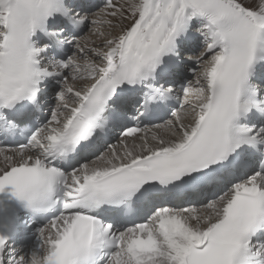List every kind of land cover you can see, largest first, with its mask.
<instances>
[{
    "label": "bare ground",
    "instance_id": "6f19581e",
    "mask_svg": "<svg viewBox=\"0 0 264 264\" xmlns=\"http://www.w3.org/2000/svg\"><path fill=\"white\" fill-rule=\"evenodd\" d=\"M6 1L0 0V26L3 20L2 10ZM190 1L192 0H177L176 6L172 7V0H157L152 4L149 0H114L111 5H114L115 2L118 3L114 11L110 12V8L109 12L100 9L97 13H94V10L89 14L88 30L94 35H81L75 39L76 51L68 60L67 68L63 69L64 72L67 69L65 73L68 77L67 81L61 84V93H59L57 100L55 99L54 117L39 128L32 146L23 150L0 148V175L8 168L18 164L22 158L37 156L44 152L60 136L66 121L78 108L85 93L99 77L113 70L117 62L136 58L145 41L157 40L158 24H154L153 19L161 15L160 19L163 20L168 14H171L172 23L175 24L182 17L191 16L195 13ZM223 1L234 6L245 16L264 12V9L260 10L262 7L260 5L250 7L253 2L264 5V0ZM102 16L101 20L98 19ZM142 19L144 20L143 26L140 25ZM96 22H103V28H99L100 25H97ZM89 31L88 33H90ZM169 31L170 29L167 32ZM203 40L206 42L205 39ZM197 42L196 40L191 44L184 56L195 58L198 57L199 52H209V54H205L201 59L197 73L190 80L189 90L184 93V105L176 112L180 114L175 113L173 117L166 119L157 126L142 128L130 137H112L108 147L103 146L100 155L90 158L89 161L69 174L68 187L77 188L87 178L95 174L111 171L152 153L138 157L140 155L157 151L170 153L176 149H181V145L196 126V117H201L206 111L210 81L218 68L221 57L219 51L210 49L208 43L204 44L201 49L198 48V51L197 47H194ZM189 91L191 94L192 92L194 95L196 94V101ZM48 95L49 91L47 97ZM51 103L52 101H50L49 106ZM47 107L45 106V108ZM189 110L192 111V116H190L192 113H188ZM226 201V199H219L210 203L202 202L199 206L151 215V225L156 240L159 241L156 244L159 246L160 252L157 254L169 252L170 260H166L165 256L158 257L157 254L136 252L132 249V234L125 230L123 242L118 248L120 260L118 263L111 262L109 264H143L142 260L145 258L147 259L146 264H169V261L171 264L175 254L174 246L179 244L184 247L185 240L189 241L190 238L197 241L202 237L204 238L206 229L223 216V207ZM163 222H167V227L163 226ZM172 222L178 224L179 228L176 232L182 234L172 235L173 229L170 226ZM63 228V224L55 229L47 228L44 234L34 236L24 250H21V246L18 244H9L10 247L6 251L0 250V264H43L48 253L60 239V232ZM164 229H167L168 235H172L174 238L163 235ZM175 251L177 250L175 249ZM24 252L25 256H23ZM4 253L6 254L5 258H3ZM5 260L7 261L4 263ZM177 260H180L179 264L183 263L182 256H178Z\"/></svg>",
    "mask_w": 264,
    "mask_h": 264
},
{
    "label": "rangeland",
    "instance_id": "374dc122",
    "mask_svg": "<svg viewBox=\"0 0 264 264\" xmlns=\"http://www.w3.org/2000/svg\"><path fill=\"white\" fill-rule=\"evenodd\" d=\"M118 1V0H117ZM254 5H260V6H262L261 8H260V10H263L264 9V5H262L261 3H258V2H253V3H251V6L250 7H253ZM118 6V3L117 2H115L114 3V5L112 6V7H109V8H101V10H103V11H105V12H109V10H110V12H112V11H114L115 9H116V7ZM99 10V9H98ZM97 13V12H96ZM101 16V15H100ZM96 18H97V16H95ZM103 18V16L102 17H98V19H102ZM97 23V25H100L99 26V28H103V22L102 23H99V22H96ZM89 28H87L86 27V29H85V31L83 32V34L82 35H90V36H92V35H94L93 33H91L89 30H88ZM86 30H88L90 33H88V31H86ZM100 40V39H99ZM199 66V65H198ZM197 66V67H198ZM193 77V73H192V76L190 77V78H188L189 80L191 79ZM59 91H60V88H57L56 90H55V93L52 95V106H49V114H48V117H47V121H49L52 117H54V114H53V112L55 113V108H54V102L57 100V96H58V94L57 93H59ZM190 94H191V92H190ZM193 95V98L195 97V101H196V94L194 95V93L192 92V94H191V96ZM56 99V100H55ZM190 100V99H189ZM191 101V100H190ZM57 103V102H56ZM58 104V103H57ZM56 111H57V113H58V109L56 108ZM188 113L189 114H191L192 113V111L191 110H189L188 111ZM180 113H178V115H179ZM193 115V113L190 115V116H192ZM152 126H156V125H152ZM5 149V148H4ZM150 153H153V152H149V153H146V154H143V155H140V156H138V157H142V156H145V155H147V154H150ZM137 157V158H138ZM206 220V219H205ZM172 227V226H171ZM172 235H180V233L181 232H176L177 230H178V228H173L172 227ZM163 233H164V231H163ZM182 234V233H181ZM164 235H166V236H169V237H172V238H174L172 235H168V232H166V234H164ZM177 238V237H176ZM185 246L183 247L182 245H175L174 246V252H175V254H174V257L172 258V260H171V264H179V262H180V260H177L178 259V256H182V255H184V253H185V251H186V245L190 242V240L189 241H187V240H185ZM177 246H180V247H177ZM157 251L156 252H154V255L155 254H157V252H160V249H159V246H157ZM175 249L177 250V251H175ZM181 253V254H180ZM24 255L23 256H25V252L23 253ZM178 254H180V255H178ZM158 255V257L159 256H165V258H166V260H170L169 258H170V253L168 252V253H162V254H157ZM175 255H176V257H175ZM175 258V259H174ZM146 258L145 259H143L142 260V262H143V264H146L147 262H146ZM165 260V259H164ZM6 262V261H5ZM169 264H170V261H169Z\"/></svg>",
    "mask_w": 264,
    "mask_h": 264
}]
</instances>
